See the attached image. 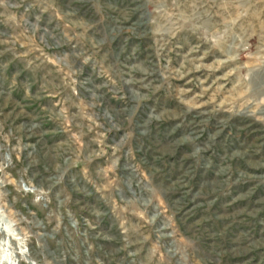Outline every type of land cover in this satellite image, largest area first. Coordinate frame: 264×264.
Here are the masks:
<instances>
[{"label":"rangeland","instance_id":"374dc122","mask_svg":"<svg viewBox=\"0 0 264 264\" xmlns=\"http://www.w3.org/2000/svg\"><path fill=\"white\" fill-rule=\"evenodd\" d=\"M0 264H264V0H0Z\"/></svg>","mask_w":264,"mask_h":264}]
</instances>
